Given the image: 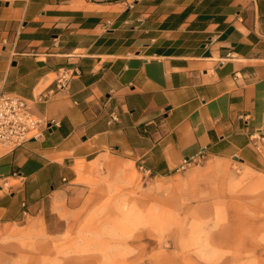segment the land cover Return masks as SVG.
Masks as SVG:
<instances>
[{"label": "crops", "instance_id": "obj_1", "mask_svg": "<svg viewBox=\"0 0 264 264\" xmlns=\"http://www.w3.org/2000/svg\"><path fill=\"white\" fill-rule=\"evenodd\" d=\"M0 91L49 122L0 146V225L38 214L46 197L53 210L85 206L80 178L101 166L170 176L203 148L255 166L264 0H0Z\"/></svg>", "mask_w": 264, "mask_h": 264}, {"label": "rangeland", "instance_id": "obj_2", "mask_svg": "<svg viewBox=\"0 0 264 264\" xmlns=\"http://www.w3.org/2000/svg\"><path fill=\"white\" fill-rule=\"evenodd\" d=\"M252 142L251 167L203 157L152 177L101 166L80 178L85 206L53 210L46 197L38 214L0 225V264H264V140Z\"/></svg>", "mask_w": 264, "mask_h": 264}, {"label": "built area", "instance_id": "obj_3", "mask_svg": "<svg viewBox=\"0 0 264 264\" xmlns=\"http://www.w3.org/2000/svg\"><path fill=\"white\" fill-rule=\"evenodd\" d=\"M74 74L73 69H60L55 79L54 89L66 88ZM49 92L51 93L53 90ZM47 98L48 96H42L40 99L45 100ZM48 124L47 120L37 116L30 110L27 99L18 94L0 91V146L2 148L11 151L22 146L30 139L41 137ZM261 140H264V138H261ZM204 151L205 148L201 150L199 156L184 159L181 168L203 158ZM234 158L238 160L236 155H234Z\"/></svg>", "mask_w": 264, "mask_h": 264}]
</instances>
